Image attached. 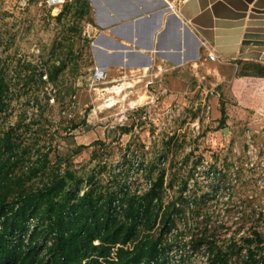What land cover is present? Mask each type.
<instances>
[{
  "label": "rangeland",
  "instance_id": "1",
  "mask_svg": "<svg viewBox=\"0 0 264 264\" xmlns=\"http://www.w3.org/2000/svg\"><path fill=\"white\" fill-rule=\"evenodd\" d=\"M19 1L0 0V76L9 84L0 137L9 133L20 166L46 155L29 184L69 170L82 178L81 194L123 185L142 194L148 176L164 170V201L182 195L185 209L163 231L169 264L180 253L207 264L209 244L193 247L196 235L211 236L217 248L234 244L240 254L227 264H239L244 238L264 235V96L257 86H213L190 69L169 79L157 67L146 76L124 69L114 78L110 69L92 79L91 15L76 14V0L58 15L44 0ZM258 257L264 264V249Z\"/></svg>",
  "mask_w": 264,
  "mask_h": 264
},
{
  "label": "trees",
  "instance_id": "2",
  "mask_svg": "<svg viewBox=\"0 0 264 264\" xmlns=\"http://www.w3.org/2000/svg\"><path fill=\"white\" fill-rule=\"evenodd\" d=\"M75 8L78 15H91L89 0H76ZM60 68L51 72L50 80ZM258 74L264 76V67ZM8 89L1 75L0 113L7 107ZM225 115L222 109V122ZM15 149L9 133L0 137V264H169L163 231L185 209L180 206L182 195L164 201V170L155 179L148 176L151 183L142 194L125 185L117 192L91 187L81 194L82 178L69 170L29 184L45 168L47 157L40 155L26 166L24 160L20 166ZM70 181L76 186L70 187ZM210 237L193 239L195 248L209 244L207 264H227L240 254L234 244L217 248ZM243 241L247 250L239 264H261L264 235L255 231ZM188 260L180 253L176 264H191Z\"/></svg>",
  "mask_w": 264,
  "mask_h": 264
},
{
  "label": "crops",
  "instance_id": "3",
  "mask_svg": "<svg viewBox=\"0 0 264 264\" xmlns=\"http://www.w3.org/2000/svg\"><path fill=\"white\" fill-rule=\"evenodd\" d=\"M185 1L89 0L92 7L91 31L94 38L99 40L97 45L101 49L97 51L94 48L93 65L106 71L107 77L108 71L113 70L114 78L116 72L124 69L146 76L156 71L157 67V72L167 73V77L171 76L169 79H172L175 73L190 69L198 76L197 79H208L213 86L220 85L224 80L234 84H252L257 86L259 95L264 96V76L258 74L264 67V60L239 56L248 17L242 19L244 24L241 26L216 27V21L221 18H216L211 10V0H206L205 10L200 9L203 4L200 1L184 9ZM259 1L254 0L249 8ZM223 5L220 13L235 11L228 3ZM261 11L264 12V9ZM223 21L238 23L240 19ZM252 29L258 31L251 33L254 39H249L246 50L255 54L258 53L255 49H261L260 53H264V46L254 45L264 43L259 38L264 35V26H252ZM217 46L224 49V56L216 50ZM209 51L216 53V60L209 59ZM228 54L235 56L226 57ZM148 57L152 62L149 67H144L142 64ZM229 72L232 73L231 77ZM177 80L179 78L175 77V82Z\"/></svg>",
  "mask_w": 264,
  "mask_h": 264
},
{
  "label": "water",
  "instance_id": "4",
  "mask_svg": "<svg viewBox=\"0 0 264 264\" xmlns=\"http://www.w3.org/2000/svg\"><path fill=\"white\" fill-rule=\"evenodd\" d=\"M168 1H172V0H168ZM198 1L203 3V4H201L200 9L205 10L206 5H207L206 0H186L185 4H184V9L189 8L192 4H197ZM253 1L254 0H242L241 2H239L237 0H221V1L211 0L210 3L212 4L211 10H213L214 13L216 14V18H221V19H218V21H216V23H215L216 27H223L226 25L241 26L244 24L242 19L248 17L249 21H247V27L245 29V34L243 35L244 39L242 41V47H239V50H240L239 56L240 57H246V58H252V59L264 60V53H260L262 51L261 49H255V50H258V53H255V54L247 52V50H246L248 48V45L250 44L249 39H254L253 36L251 35V33L254 31H258V30L252 29V26H258V25L264 26V21H254L256 19H264V12L261 11L262 9H264V7L262 6L264 4V0H260L257 4L253 5V7L250 9L249 4H251ZM227 3L229 5H231L235 11H229L228 13H220L221 12L220 9L224 6L223 4H227ZM219 14H225L226 16H220ZM259 14H261V15H259ZM223 19H232V20H239L240 19V21H238V23L237 22L236 23H227L226 21H223ZM255 22H263V23H255ZM261 33H263V32H261ZM259 38L264 40V35H261ZM98 43H99V40L96 39L93 43V46H94V48H96L97 51H100L101 49L97 45ZM254 45L255 46H257V45L264 46V43H258V44L255 43ZM121 46L124 47L125 45H121ZM124 48H126V47H124ZM216 50L222 56H224V53H223L224 49L222 47L217 46ZM251 50H254V49H251ZM234 56H235L234 54L226 55V57H234ZM122 62H123V60H122ZM151 62H152L151 59L148 57V60L145 63H143L142 65L144 67H149ZM226 130H227V128L224 129L225 133H226Z\"/></svg>",
  "mask_w": 264,
  "mask_h": 264
},
{
  "label": "built area",
  "instance_id": "5",
  "mask_svg": "<svg viewBox=\"0 0 264 264\" xmlns=\"http://www.w3.org/2000/svg\"><path fill=\"white\" fill-rule=\"evenodd\" d=\"M69 0H44L45 4L47 6H49L50 8H52L53 10H55L56 14H59V8L62 7L65 3H67ZM19 4H22L23 6H26L28 4V1H19ZM172 6V5H170ZM58 12V13H57ZM94 43V42H93ZM208 57L210 60H216V53L213 51H209L208 52ZM99 67L96 66L94 68V74L92 76V79L95 80H101V79H105L107 77L106 75V71L102 70V69H98ZM101 75V76H99ZM96 243H98V241H96ZM167 252V249H166ZM168 255V254H167ZM170 257V256H169ZM170 259L172 260V262L174 261L173 258L170 257ZM179 259H176V262H178ZM154 264V263H153Z\"/></svg>",
  "mask_w": 264,
  "mask_h": 264
},
{
  "label": "bare ground",
  "instance_id": "6",
  "mask_svg": "<svg viewBox=\"0 0 264 264\" xmlns=\"http://www.w3.org/2000/svg\"><path fill=\"white\" fill-rule=\"evenodd\" d=\"M99 69V68H98ZM99 76H101V75H99Z\"/></svg>",
  "mask_w": 264,
  "mask_h": 264
}]
</instances>
